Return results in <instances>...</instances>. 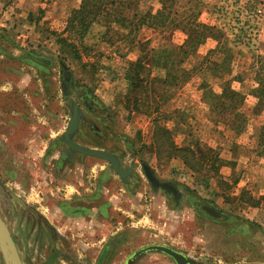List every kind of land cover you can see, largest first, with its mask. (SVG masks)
I'll list each match as a JSON object with an SVG mask.
<instances>
[{"label":"rangeland","instance_id":"rangeland-1","mask_svg":"<svg viewBox=\"0 0 264 264\" xmlns=\"http://www.w3.org/2000/svg\"><path fill=\"white\" fill-rule=\"evenodd\" d=\"M83 2L0 0V217L23 263L127 264L158 245L191 264H264V185L254 182L264 176V105L251 95L264 57V0H96L104 9L79 38L69 21ZM154 50L170 54L177 71L155 66ZM139 61L147 67L139 101L126 104ZM224 84L246 97L238 111L221 98ZM75 106L74 141L133 166L127 178L70 150ZM154 118L207 168L158 160ZM144 164L180 196L155 189ZM0 264H11L1 245ZM136 264L176 263L148 253Z\"/></svg>","mask_w":264,"mask_h":264},{"label":"trees","instance_id":"trees-1","mask_svg":"<svg viewBox=\"0 0 264 264\" xmlns=\"http://www.w3.org/2000/svg\"><path fill=\"white\" fill-rule=\"evenodd\" d=\"M104 1V0H103ZM108 1V0H106ZM102 5H99V3L96 4V0H84L82 3L81 7L79 10L74 11L71 19H70V26L73 27L76 30V33L79 38L83 37L84 34L86 33V29L89 28V25L97 20V18L101 15L103 11ZM166 9H162V11H165ZM161 12H157L156 14H153L152 12H149L147 15L144 16L143 21L146 20L148 17L150 19H153L154 21H157L159 17H163L164 15ZM169 14L165 16V18H168ZM124 21V20H122ZM145 23V21H144ZM151 27L153 25L155 26V23L149 24ZM164 25V24H163ZM80 28V29H79ZM200 38L198 41L199 43H203L206 39V35L204 33L200 34ZM65 42V45L67 47H72L70 44L67 43V40L63 41ZM198 44V43H197ZM199 45V44H198ZM154 58L153 62L154 65L157 67H166L168 68V72H174L177 71L176 65L174 63H170L167 57H170V54H165L163 50H154ZM190 54H188L185 59L189 58ZM75 59H80V56L77 54L74 56ZM165 59V63L161 64V60L163 61ZM259 64L260 68L258 72L256 73V78L259 82V86L257 88L252 89L251 95L255 97L258 100V106L264 105V57H259ZM157 61V62H156ZM143 62V61H142ZM171 65V66H168ZM147 67L145 64L141 63V61L138 62L136 66H134L133 76L130 77V82H131V95L130 97L125 99L126 104H137L138 103V90L141 89L140 84L143 81L141 78V70H145ZM163 83H169V81L166 79V81H162ZM174 83V82H170ZM222 99H227L228 101L232 102L233 109H239L240 106H243V104L246 101V97L239 93L231 90L227 84L223 85V93L220 95ZM135 109V108H134ZM137 110V108H136ZM135 110V111H136ZM171 114H164V118H170ZM153 148H154V153L158 160L161 159H167L168 161L173 160V159H180L184 165L191 170L194 173H200L201 170L207 168V166L203 163L200 162L197 156V152H195L193 149H191L189 146H184V147H179L176 145L173 132L168 128L165 127L164 125H161L159 123V119L154 118L153 120ZM241 130V129H239ZM244 130V128H243ZM238 131V130H237ZM216 159L218 160V155H216ZM214 156V158H215ZM220 161V160H219ZM218 166L217 164L212 163L209 168L216 169ZM254 198L252 197V200Z\"/></svg>","mask_w":264,"mask_h":264},{"label":"water","instance_id":"water-1","mask_svg":"<svg viewBox=\"0 0 264 264\" xmlns=\"http://www.w3.org/2000/svg\"><path fill=\"white\" fill-rule=\"evenodd\" d=\"M79 121H80V110L78 107L75 106L72 120L68 126V129L64 137L66 143L69 145L70 150L72 152H76L84 156L105 160L110 163L111 167L117 172V174L120 175L121 178H127L131 174L133 170V166L128 170H123L119 159L114 154L100 149L85 147L74 141L73 135L77 132L79 128ZM143 169L148 181L155 189H165L168 192H171L176 197L180 196V192L173 185L168 183H161L155 177L153 171L149 168V166L144 164ZM19 201L25 207V204L20 199ZM204 210L212 218L219 219L221 217V214L214 208L205 207ZM0 245L2 247L4 254L9 258L11 264H24L20 256L18 247L13 239V236L1 217H0ZM152 252L165 254L170 258H172L176 264H191V260L185 255L171 248L165 246H158V245L148 246L146 248L139 250L131 257V259L128 261L127 264H135L144 255Z\"/></svg>","mask_w":264,"mask_h":264},{"label":"crops","instance_id":"crops-1","mask_svg":"<svg viewBox=\"0 0 264 264\" xmlns=\"http://www.w3.org/2000/svg\"><path fill=\"white\" fill-rule=\"evenodd\" d=\"M257 173H258V172H257ZM261 174H262V173H261ZM254 182H255L256 185H264V176H260V175L256 176V179H254ZM255 184H254V185H255ZM256 185H255V186H256ZM257 188H258V187H257ZM258 195H260L262 198H264V192L261 191V193H260V194L258 193ZM261 197H258V196L255 195V196H254V199H256V200H260ZM205 207H210V206H204V207H203V210H204ZM211 208H213V207L211 206ZM214 209L216 210V208H214ZM217 211H218V210H217ZM204 212H205V210H204ZM218 212H219V211H218ZM205 213H206V212H205ZM219 213H220V212H219ZM206 214H207V213H206ZM207 215H208V214H207ZM91 216H93V213L91 214ZM208 216H209L211 219H213V220H220V219L222 218V216H221L219 219L212 218L210 215H208ZM96 219H97V218L92 219L91 222L93 223V220L97 221ZM113 239H114V238H112V241L109 240L107 244H116L115 241H114ZM117 244H118V243H117ZM106 249H107V248H106ZM108 252H109V249H108ZM152 253H155V252H152ZM107 254H109V253H107ZM107 254H106V255H107ZM160 254H161V253H160ZM102 255H103V252H102ZM146 255H147V254H146ZM146 255H144V256H146ZM164 255H165V254H164ZM107 256H108V255H107ZM107 256H106V257H107ZM144 256H143V257H144ZM101 257H102V256H101ZM100 262L102 263L101 258H100V260H99V263H100ZM135 264H136V263H135ZM249 264H258V263L249 262ZM260 264H261V263H260Z\"/></svg>","mask_w":264,"mask_h":264},{"label":"flooded vegetation","instance_id":"flooded-vegetation-1","mask_svg":"<svg viewBox=\"0 0 264 264\" xmlns=\"http://www.w3.org/2000/svg\"><path fill=\"white\" fill-rule=\"evenodd\" d=\"M108 253V248L103 252V255L101 257V261L103 262L106 258V254ZM129 261V260H128Z\"/></svg>","mask_w":264,"mask_h":264}]
</instances>
